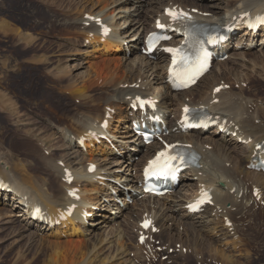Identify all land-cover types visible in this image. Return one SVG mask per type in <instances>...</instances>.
<instances>
[{"label":"rangeland","instance_id":"374dc122","mask_svg":"<svg viewBox=\"0 0 264 264\" xmlns=\"http://www.w3.org/2000/svg\"><path fill=\"white\" fill-rule=\"evenodd\" d=\"M182 1L184 3H191L194 0ZM208 1H210L208 4L211 6L216 4V6L220 7L218 12L222 14L223 10H221V8H224L225 2L231 1V3H237L239 0ZM261 1L263 2L258 6V9H262L264 6V0ZM184 3L181 5L186 7V4ZM201 3L202 5L207 4V2L202 1ZM152 5V2H149V0H144L141 8L142 15L147 14V11H150V7ZM98 6V0H0V162H6L10 168L14 169V171L22 170L29 173V175L35 177L39 185L44 183V178H49L52 182L51 184H46L47 188H53L57 183V179L55 174L51 173L48 167H45L44 163H46V159H51L50 162L56 163L57 161L59 162L62 157L64 158L65 155L69 154V152L67 154L65 149L60 148L61 145H63L62 142L64 143V141L61 142L60 139L62 137L61 132L62 134L66 133L67 137H74L76 133L83 129L82 127H85L83 125H85L88 121L91 122L90 120L93 118L95 120L98 119L97 114L102 113V111H106L104 101L108 98V94H110V85L108 82L106 84V79L108 77H114L116 74H120V72L118 73V71L115 70V66H113L115 63L112 61L122 58V63H120L121 68L125 69L128 67L129 62L131 63L134 61V58L135 61H139L142 56V54L124 55L123 50H120L119 52H113L112 50L111 53L97 58L99 53H96L95 55L89 53V50L91 49L85 48L87 42L83 43L82 36L74 33V30H72L73 28H66V21H71L74 17L82 16L84 11H93L94 8H97ZM131 6V2L127 3L128 10ZM130 13H132L131 9ZM117 21L121 23L122 19ZM255 43L257 44L258 42ZM258 45H253V48L246 51L248 56L246 57L248 60L246 61V67L252 66L257 68V75L249 74L248 83L245 82L241 85L236 84L235 82L234 84L236 85H233V78L230 77V79H228L229 77L225 75L223 82L226 81L225 84H227V82L228 84L231 83L229 86L232 88L231 90L233 92H231L234 94V97L231 92L226 94V96L224 95L223 98H227L225 99L226 102L222 101V105H219V108L221 109L223 106L224 108H227V101L231 97L232 102L238 99L237 101L241 102V106L239 105L240 108L242 106V108L245 107L243 110L245 111V109H247V114L253 115L255 111H258V114L253 115V117L250 116L249 118L252 122L254 121L255 124H262L264 123V75L261 74L264 73V47H259ZM91 55L95 57L93 58ZM108 58L113 64H109L107 68H104L101 76H97V72H95L93 68L91 69V65L96 62H102L103 59L108 60ZM217 64L213 66L211 72L200 83V85L195 87V90H192V96L189 93H183V95L188 97V99L190 98L192 101L200 99L199 96H201V98L204 96L203 98H205L206 94L209 93L211 83L214 81L217 70L215 67ZM226 64V66L225 64L219 65V68L223 70L225 68L232 67L229 60H227ZM162 66L164 67L163 64ZM226 71L228 70L226 69ZM150 75L151 71L147 69L145 76L149 77L148 82L151 81L152 83V86L150 85V92H154L155 94L160 91L163 92L162 87L155 83L156 81H152L153 76L150 77ZM161 76H163L162 71ZM83 84L85 87L83 92L84 96L80 97L73 91L77 89L82 90ZM240 87H242V89L239 90ZM136 88L138 89V87ZM225 91H229V89ZM161 92L160 94H162ZM176 95L178 96V94ZM176 95L171 94L172 98ZM250 100L254 101L252 106L249 104ZM96 109H98L97 114H95ZM127 113L129 112L124 109L123 115H127ZM116 115L118 116H115V119L111 122L110 130L107 127L106 131H109L110 134L116 136L117 139L114 138L112 141H122L120 142L121 144L117 145V147L120 146L127 149L128 146V149H130L134 146V144L132 146V144L127 143L126 146L124 145V142L126 140H128L127 142H133L134 140L131 138L132 135L128 131L129 129H127L126 123L124 121H118V118H121L120 115H122V112ZM172 116L176 117L177 115L172 114ZM256 116L257 118L253 120ZM246 117L247 116L244 115V118ZM258 118L263 119V121L260 119L261 122L259 123ZM86 119L88 120L85 121ZM170 119H173V117ZM99 123L100 122L98 121V124ZM79 124L82 127H79ZM212 132H214V130L206 133L203 132L204 134L202 135V138L204 140L212 139ZM64 144L66 147L67 143ZM242 145L240 143L236 144V146H232V149L230 150L231 159L228 161L227 166L231 172L233 171V174L235 168L233 165H236V158L238 156V158H242V152L248 148L245 143L243 145L244 147ZM123 150L125 149L123 148ZM211 150L212 149L209 151ZM127 151L128 150H125L126 154L129 155ZM130 151L132 152L131 149ZM138 153L140 154L138 155V158L140 159L145 151H138ZM116 155V153L113 154L109 152L106 154V161H102L100 159V153L96 154L94 157H96V161L99 160L98 163L101 165L100 167L106 171L109 169V171L113 172V170H116L117 172V169H119L121 172L118 173L122 179L127 176L129 177L130 175L128 173L130 170L127 172V170L124 169L127 165L125 167L121 165L119 168L116 167L117 164L121 162V158H116ZM209 155H211V153ZM86 159H88V157H85V160ZM102 162L105 165H103ZM225 162H227V160ZM247 171H250L252 174L244 176V180H242L243 176L236 178L237 176L234 175V178L229 175L230 181L233 183V188L235 189V195L234 193L232 194L234 195V199L231 197L230 192L225 195L228 197L230 196L227 198L228 200L225 203V208L226 206L229 208V204L231 203L234 204L231 207L239 205V208H241V206L243 208L242 220L240 215L236 213L237 211L234 212V209L231 210V212L233 211L232 213L235 217L227 214V217L231 219L236 227L237 238L231 237L229 234L227 235L224 231L225 229L222 225L221 218H218V220L215 221V227L217 226V228H223V233L228 236L225 241H221L214 236L210 237L209 235L207 236L211 239L208 237L206 238V235L201 233V236L204 238H200L201 236H198L199 232L196 229L187 230V223L189 221L180 218L183 216V211L179 210L171 217V221L165 223L164 234L159 233L156 236L157 240H161L167 245V247H170V249L175 251L170 253V250L168 249V252L161 253V256L168 255V258L155 264H199V262L196 261L197 256L201 257L200 264H264V210L251 207L257 204L261 207L262 199L261 201L258 200V202L251 196V189L257 187L261 192L260 194H262L263 186L259 185L258 182L255 181L256 178L253 176L254 173L261 172L252 170ZM116 172L115 175H118ZM211 172L212 171L210 170V174L213 173ZM52 174L53 176H51ZM189 174H183V176H187L185 181L189 183H179L178 186H176L174 193H171L172 195L170 194L171 196H173V194L183 195L182 199L184 198L185 200L183 199V201L180 202L181 204L186 202L187 198L193 197L198 184L197 180L200 178H192ZM131 175L134 176V172H132ZM120 177H118V179ZM252 178L253 180L255 178V180H251ZM122 179L120 181H122ZM201 179H199L198 182L202 181ZM96 182L100 188L101 186H99L98 181ZM240 183H244L243 186ZM248 189H250V197L246 198V196H244V198V192H247ZM112 191V189L108 191V193H110L109 198L108 200H104L108 201V203H103V205L107 207V211L109 210L111 203H113L115 207L117 206V204L114 203L116 196L112 195L114 194ZM239 192H242L243 194L241 195ZM239 195L242 196L241 199L239 198ZM91 196L95 197L96 195L93 193ZM247 196H249V193H247ZM143 197L141 198V201L144 199ZM111 198L113 199L111 200ZM129 198L132 199V197ZM262 198H264V194H262ZM157 199L160 198H156V200ZM125 200L124 205L127 204ZM153 200L156 201L155 199ZM11 206L12 204H10V207L0 205V264H17L19 258L21 260L19 264H48V256H42L40 255V252L38 253L43 246L47 245L44 244L43 246H40L38 237H35V241L33 242L27 240L29 239V234L34 230L30 229L23 232L22 230L20 231V227L23 223L7 222L11 219H8L5 216V212L10 211L9 209ZM150 207L151 203H147L146 209L150 210ZM223 207L224 206L222 205V208ZM227 208L224 210L225 212ZM16 209L12 210V213L15 215L21 214V211ZM144 209L145 208H143L142 204L140 206V203L139 205L132 204L129 205L128 208L124 209L122 214H116V208L114 209V207H112V210L106 214L111 221L107 220L108 222L106 224L100 225L98 227L100 230L96 233L86 236L58 235L60 238L56 240L59 242L68 241L69 239L73 241H76V239H83L90 240L92 242L96 238V234H98L99 238L100 235H103L102 237L107 236L110 240L117 236L119 238H123L127 247V252L116 263L147 264L143 260V257H141L142 251H138L136 249L133 230L134 219L141 218V214ZM117 211L120 212V210ZM246 214L248 215L246 216ZM116 215L117 217H114ZM196 216H200V214ZM216 222L218 223L216 224ZM193 239L195 240L193 241ZM231 239H237L238 241L236 240V243H233L231 242ZM46 241H52V238L49 240L47 239ZM222 242H230L233 245H224ZM214 243H216V245L219 243V249H227L224 250L227 253L223 251V256L225 255V260L223 262V259L220 260V257L214 253L213 249L216 247ZM180 245L184 246L183 248L186 249L187 252L180 251V248L177 249ZM195 249L199 251L196 253ZM63 255L65 256V253L59 256L62 257ZM69 255L70 256L67 257L71 259L73 256L72 253Z\"/></svg>","mask_w":264,"mask_h":264},{"label":"bare ground","instance_id":"6f19581e","mask_svg":"<svg viewBox=\"0 0 264 264\" xmlns=\"http://www.w3.org/2000/svg\"><path fill=\"white\" fill-rule=\"evenodd\" d=\"M111 1L98 0L99 6L97 8H94L93 11H88V12L84 11L83 12L84 14L82 16L74 17L71 21H66L65 23L66 28L71 27V29L73 28L72 30H74L73 31L74 33L78 34L79 36H82L83 43L87 42L85 48L91 49L89 50L90 51L89 53L93 55L99 53L97 58L99 56H105L111 53L112 50L113 52H119L120 50H123L124 55L140 54V52H142V50L144 49L143 47L144 33L153 30V27L155 26L154 19L158 17H162L164 19L162 13L166 9V7H172V5H178L184 8L189 6V11L190 9H198L201 12V15L194 14L193 15L194 18L204 21L214 20L217 23H221L225 25L229 23L234 25L237 22H239V24L242 25L245 22V19L239 21V16L247 11L251 12V16L264 12V6L262 7V9H258V6L263 2L261 0H239L237 3H231V1H227L225 2L224 8L223 9L221 8V10H223L222 14L218 12V10H220V7L216 6V4L212 6L209 5L208 3L210 1L208 0L203 1V2H207V4L204 5H202V3L200 2L201 0H194L191 3L190 2L184 3L182 0H149V2H152L153 5L150 7L151 8L150 11H147L148 13L145 15H142V11H141L144 0H113L112 2ZM129 2H131L132 6L128 10L127 3ZM183 3L186 4V7L184 5H181ZM130 9L132 13H130ZM204 13L208 14V17H203L202 15ZM91 17H93L94 19L101 18V20L104 21V23L108 27H110V33L108 34L107 37H103V38L100 37L94 20H90ZM121 19L122 22L119 23L117 20H121ZM262 31L263 34L261 37L262 39L260 40V43L258 45L259 47L261 46L264 47V29H262ZM230 35H228V41L225 44L218 46L215 51L217 56L228 54L229 57L227 59H229V62L232 67L225 68L222 70L221 68H219V65L225 64L226 66L227 60L224 62H217L218 64L216 63L217 66L215 67V69H217L216 75L214 81L211 83V86L209 88V93L206 94L205 98H203L204 96L202 98L201 96H199L200 99H198L197 101L194 100L192 103L190 102L192 101L190 98H189L190 101L186 100V98L188 99V97L184 96L183 93L181 94L179 93L178 96L176 95L175 97L172 98L170 94V88L166 82V78L164 77V72L166 70L165 67L166 57L162 53L155 52L151 56L142 55L140 59L138 58L139 61H135L134 58V61H132L131 63L129 62L128 67L125 69L121 68L120 63H122L121 62L122 58L112 61L113 63H115V65L111 63L110 59L112 58H110L109 56L108 57L110 59L108 58V60L103 59L102 62H98V63L96 61H95L96 63L93 62L94 64L91 65V69L93 68L94 71L97 72L96 74L97 76H101V74L104 71V68L105 67L107 68L109 64L110 65L113 64V66H115V70L118 71V73L120 72L119 75L116 74V76L108 77L106 79V84L108 82V84L110 85V94H108V98H106L104 102H105V108L108 107L111 111L109 112L110 117L107 120L108 122L107 127L109 128L110 127L109 122L111 123L115 119V116H118V115L113 116L112 111L114 112V114L115 113L120 114L122 112V115H120L121 118L120 119L118 118V121L127 122L129 120V113H127V115H123V110L125 109L127 112H129V109H127L128 105L135 96H140V95L144 96L143 98L155 99L159 103L158 109L159 112L161 113H163L164 111L178 113V116L175 121H172L170 117H167L165 119L167 128L171 133L174 130V128H176V131L178 132L177 121L180 118L181 111L184 106H205L208 107L209 111H215V109L219 110V108H217V105L211 107L212 104L211 101L214 98H217L219 100L218 103L219 105L221 104L220 101L224 99L223 98L224 95L226 96V94L229 93L225 90H222L217 96H211V95L214 87L225 84V82H223L225 75L229 77L228 79H230V77L233 78V81L235 83L242 84L249 80V76H250L249 74L257 75L258 72L257 68L255 67L252 66L246 67V61H248L246 59V57H248L246 51H249L250 48L254 47L253 44H250L249 41L246 39L247 32L242 29V31L239 33L238 41H236L237 43L234 45L235 47L233 49L232 47H230V41L232 40ZM182 39H183L182 35H175L174 33V35L172 36V40L175 41L176 43L181 42ZM162 64H164L165 66L163 67ZM147 69L151 71L150 77L153 76L152 81L153 80L156 81L155 83L159 84L163 88L164 90L163 95L160 94L161 91L156 94L154 92L153 93L150 92V85L152 86V83L151 81L148 82L149 77L145 76ZM226 69L228 71H226ZM161 71L163 73V76H161ZM261 75H264V73ZM205 78L206 77H204L195 87H198ZM136 87H138V89ZM195 87L191 88L190 90L184 93L185 94L189 93L192 96L193 94L192 90H195ZM82 88H83L82 90L77 89L73 92L78 94L80 97L84 96L83 93L85 88L84 84L82 85ZM237 100H234L232 102V97L228 99L227 108H225L226 110L222 111V112H226L227 116L223 113H212L213 119L219 117L220 121L223 119L227 120L226 124L224 125V128H227L230 134L232 132H236L237 134L235 138L232 137L226 138L225 134L219 135L218 130L216 128L213 129L214 130V132H212L213 137L212 139L209 140L208 139L204 140L202 138V135L204 133L203 131H199V130L187 134L186 133L182 134L180 132L177 133L174 131L170 136H168V139L171 143L179 142L182 144L184 143L191 144L192 148L197 150L202 155V159L200 161V168H190V170L194 173V176L200 177L198 178V180L202 178L201 179L202 181L199 182L200 184L203 183L204 185L203 187L211 192V195L213 197L212 201L214 205L213 207L210 208L209 212L203 211V213L200 214V216H196L195 213H190L188 209L185 208L186 205H188L191 202V200H188V202L186 201L183 204L180 203L184 199V198L182 199L183 195L181 196L180 194L177 195L173 194V196H171L172 195L171 194L170 196H166L165 198L163 197L157 199L156 201H153V205L150 207V210H146V211L149 212L148 213L149 217L151 215V218H153L155 225L158 227L161 233L164 234L165 232V228H164L165 223L171 221V217L175 215L179 210H182L183 216H181L180 218L189 221L187 223V230L196 229L199 232L198 234L199 237L201 236V234L206 235V238L208 237L207 235H209L210 237L214 236L215 238H218L221 241H225L226 238L228 237L227 236L228 234L225 235V233H223L222 230L223 228L221 229V228H217V226L215 227V221L216 218L221 217L218 215V213H216L217 211L224 215L227 213V210L226 212L224 211L226 209L225 203L228 200L227 198H229L230 196L228 197L225 195L226 193L231 192V189H234L233 188L234 185L230 181L229 175L233 176L234 178H235L234 175L237 176L236 178L243 176L242 180H244L245 178L244 176L252 174L250 171H247L246 167L249 164L252 163L255 164L256 162H261V160L264 159V123L255 124L254 121L252 122V120H250L249 117L250 116L253 117V115L258 114L257 113L258 111L256 112L254 110L255 112L253 113V115L247 114L246 112L247 109H245L244 111L243 109L245 107L242 108L243 107L242 106L240 108L241 102H238ZM174 108H178V109H174ZM97 111L98 109H96L95 114L98 113ZM106 113L107 111L105 112L102 111V113L97 114L98 115L97 118L101 117L99 119L100 123L103 119L105 120ZM244 115H246L247 117L244 118ZM256 118L257 116L253 120H255ZM263 119L261 120L263 121ZM87 120L88 119H86L85 121ZM90 121L91 122L88 121L87 123L83 122L86 123L85 125H83L85 127H82L79 124V127H82L83 129L78 133H76L74 137L73 136L67 137L66 133L62 134L61 132L62 135V137L60 138L61 142L64 141V143H67V145L65 147V144L62 142L63 145H61L60 148L65 149L67 151V154L69 152V154L65 155L64 158L62 157V159L64 160L60 159L62 163H65L62 168L59 167L57 163L50 162L51 159L50 160L46 159V163H44L45 167H48L49 171L55 174V177L57 179V183L53 188L46 187L47 183L51 184L52 182L50 181L49 178H44V183L42 184L43 185L42 186L41 184L39 185L35 177L29 175V173L22 170L14 171V169L10 168L6 162H2V161L0 162V205L10 207V204H12L11 208L9 209L10 211L5 212V216L8 219H11L7 222L23 223V225L20 227L21 228L20 231L22 230L23 232L30 229L34 230L32 233L29 234L28 236L29 239L27 240L33 242L35 241L34 240L35 237H38L40 246H43L44 244L47 245V246H43L38 251V253L40 252V255L42 256H46V257L48 256V262H47L48 264H121L116 262H118L127 252V247L123 241V238H119L117 236L114 237L115 240L114 239L110 240L107 238V236L102 237L103 235H100L99 238L98 234H96L97 236L92 242L90 240H83V239H78V240L76 239V241L69 239L68 241H59V242L56 240L60 238L58 237V235L61 236L91 235L93 233H96L98 230H100V228H98L100 225L106 224L108 221H111L109 217L106 216L107 207L103 205V203L106 204L105 202L108 203V201H104V200L105 199L108 200L110 195L108 191H110V189H112L119 195L123 194L124 200L126 196L128 198L132 197V199H134L135 196H137V194H140V188L138 187V181L136 180V177L127 176L124 177L122 181H120L121 177L118 179V175H115L116 170H113L112 172L109 171L108 169L110 174L109 172L105 174L104 173L105 171L97 164L99 160L96 161L95 159L96 157L94 156L100 153L101 155L100 159L102 161H106L107 158L106 154H108L109 152L113 153V151L110 150L109 147L107 146L103 147L99 145L96 146L92 141H89L88 139L83 142L84 151L78 146L77 140L80 138L87 137L88 129H96V131H98L99 129L100 123L94 125V121H95L94 118ZM104 133L109 135L111 139L116 138V136L110 134L109 131L105 130ZM239 140L245 141V145L248 148L246 150L244 149L245 151L242 152L244 157L241 155L242 158H238L239 156L236 158L235 161L236 165H233L235 167L233 174V171L231 172L230 169H228L227 163L231 159L230 150L232 149V146L234 147L236 146V144H239L238 143ZM101 143L103 144V142ZM132 143L134 144V146L131 148L132 151H136L137 150L136 147H139V152L145 151V153L142 155L141 158H144L145 156L150 155V153H154L156 150L160 149V147H157L156 144L152 145L150 148L145 149L140 147L142 146V144L139 143V141L134 140ZM259 144L261 145L260 149L258 151H255L256 146ZM207 145L213 146L211 151L207 150L206 148ZM122 148L126 150L125 147ZM127 152L129 153V155L131 154L130 150ZM210 153L211 155H209ZM85 157H88V159L85 160ZM206 159H208V162L205 161ZM224 159L225 161L227 160V162H225ZM89 164L97 165L93 174H89L87 172V167ZM126 168H128L127 172L128 170H130L131 172L132 170L131 166L129 167L127 165ZM64 169L71 171V175L74 177L73 178L74 183L73 185L71 184V186H67L65 183L61 182ZM210 170L213 172V173L211 172L212 174H210ZM256 172H261V173H254L253 176L256 178V180L255 178L254 180L257 181L259 185L263 186L262 194H264V170L262 167H260L259 171ZM53 174L51 176H53ZM98 177L103 178V180H97ZM186 177L187 176L181 175V177L179 178V182L183 184L189 183L185 181ZM247 180H248V176H247ZM251 180H253V178ZM96 181H98L99 185H101L100 187L101 189L98 187ZM70 187L79 188L78 195L80 199L78 201H74L73 199H70L66 195V189ZM93 193L96 195L95 197L91 196ZM116 193L113 195L117 196ZM240 193L241 192H239V194ZM262 194L260 195H261L262 203H264V198H262ZM16 196H18L19 198H17ZM231 197L233 198V196ZM143 198L144 199H142L141 204L143 207H146L145 204L146 201L150 202L151 200L145 196ZM112 199L113 198H111V200ZM14 200H20V201L14 202ZM17 202L19 204L24 203L25 206L24 207L21 206L22 207L21 214L15 215L12 213V210L19 208L20 205L16 204ZM71 204L76 205V208L74 209L71 217H67L65 214L64 215L65 221L61 220L59 227L55 225L51 226L50 224L52 222H55V220H58L60 219L59 217L63 216L65 210H67L68 206H70ZM101 205H102L101 212L94 213L92 211L91 208H96ZM111 205H113V203H111L110 206ZM222 205L224 206L223 208ZM238 206H235L237 209L236 213L240 215L242 220L243 208L242 206L241 208H239ZM84 210L86 211V213H93L95 219L93 221L89 220L88 223H86L87 221L84 220L81 215ZM117 210H119L118 206H116V213L119 212ZM33 212L37 214H42L43 221L39 222V221L31 220L29 216ZM247 215L248 214H246V216ZM232 216L234 215L232 214ZM135 221H136L135 229L137 230L138 224L141 221V219ZM217 223L218 222H216V224ZM50 238H52V241H46L47 239L49 240ZM200 238H204V237L201 236ZM234 238H236V236ZM194 240L195 239H193V241ZM231 240H232L231 242L236 243L237 239L236 240L231 239ZM214 244L216 245V243ZM218 244L213 250L214 253L220 257V260L223 259L222 260L223 262L225 260V255L223 256V251L227 249H223V248L219 249L220 245ZM223 244L228 245L232 243L228 242ZM137 248H141V247H139L138 245ZM195 251L197 253L199 250L195 249ZM64 253L65 256L64 255L62 257L59 256ZM70 253H72L73 255L71 259L67 257L70 256L69 255ZM138 260L140 261L139 258ZM20 261L21 260L19 258L17 264H19Z\"/></svg>","mask_w":264,"mask_h":264},{"label":"snow or ice","instance_id":"6c2138e0","mask_svg":"<svg viewBox=\"0 0 264 264\" xmlns=\"http://www.w3.org/2000/svg\"><path fill=\"white\" fill-rule=\"evenodd\" d=\"M169 15L173 16V18L175 19L177 14L172 13V12H169ZM164 38H166V37H164ZM166 51H169V52H175L176 50H174V49H166ZM175 62H176V61H175V59H174L173 63H175ZM185 111H188V110L185 109ZM161 155H164V154L162 153ZM146 226H147V224L145 225V227H146Z\"/></svg>","mask_w":264,"mask_h":264}]
</instances>
